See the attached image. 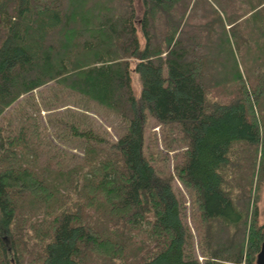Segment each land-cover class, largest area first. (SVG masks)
I'll use <instances>...</instances> for the list:
<instances>
[{
	"label": "trees",
	"instance_id": "1",
	"mask_svg": "<svg viewBox=\"0 0 264 264\" xmlns=\"http://www.w3.org/2000/svg\"><path fill=\"white\" fill-rule=\"evenodd\" d=\"M135 1L119 0L121 7L117 16L113 13L111 17H104L97 28H78L73 37L67 32L63 44L67 42L65 45L69 48L62 54L70 56L76 52L85 56L84 61L65 62L62 58L56 65L46 43L63 27L64 0H0V105L9 106L21 94L61 78L106 105H122L121 114L127 121L125 133L112 144L117 158L95 165L87 181H74V186L63 195L64 207L44 232L34 229V237L18 236L25 226L20 223L13 194L22 187L49 199V186L37 183L25 173L19 176L15 168L6 167L9 160H14L11 163L16 165L13 155L16 152L2 142L0 257L4 262L8 260L11 264V255L18 258L23 246L33 257L32 264H87L85 256L90 249H102L99 252L111 256L108 264H202L190 252V232L172 180L160 176L145 156L144 133L149 113L161 123L178 124L184 132L188 151L180 169L181 178L195 189L203 219L237 230L229 233V240H236L241 232L248 233L247 245L242 237L236 248L229 241L228 248L204 244V264H257L264 222L258 220V208L253 209L249 220L246 208L250 202L249 190L244 198L234 197L227 175L231 167L237 166L233 164V156L240 146L252 154L250 173L253 176L262 143L264 179V105L260 110L262 134L240 72V57L245 59L247 55L243 44L248 47L253 42L251 39L241 43L242 35L264 36V0L241 1L246 8L242 7L238 17L245 19V28L238 33L234 31L233 40L226 32L229 42L221 34L224 23H236V12L226 4L237 0H213L215 6L209 0H141V15ZM201 2L205 11L214 10L211 19L203 22L194 15ZM216 24L222 25L221 32ZM137 26L146 39L144 47L140 44ZM157 29L162 30L160 34ZM216 39L225 40L228 47L223 42L220 47ZM221 54L227 56L231 67L222 77L233 87L238 85V89H234L233 99L210 103L207 85L212 76L205 79L209 76L206 66L216 63ZM131 58L138 60L135 70L142 81L140 99L132 89ZM233 72L236 77L229 80ZM256 77L255 95L264 100V73ZM71 131L86 142L104 145L100 143L104 139L91 129L71 124ZM93 190L100 192L113 213H122L116 221L118 226L113 228L119 234L123 231L121 237L129 234L128 220L143 223L145 219L149 223L151 234L159 242L152 255L146 259H126L118 242L100 235L93 223L75 211L77 197ZM30 240L40 243V250H31Z\"/></svg>",
	"mask_w": 264,
	"mask_h": 264
},
{
	"label": "rangeland",
	"instance_id": "2",
	"mask_svg": "<svg viewBox=\"0 0 264 264\" xmlns=\"http://www.w3.org/2000/svg\"><path fill=\"white\" fill-rule=\"evenodd\" d=\"M209 1L214 5L213 0ZM241 1L237 0V3L226 4L232 11L236 12L234 18L236 23L232 24L233 26L226 22L224 23L225 29L222 31V25H215L220 32L222 31L221 36L226 35L227 42H229L228 36L231 39L234 31L237 30L238 33L245 28V19L238 17L241 13L240 10L244 7ZM64 3L66 16L63 27L60 26L62 28L54 34L50 43H46V47L49 48L47 51L52 52V56H55L53 63L56 65L62 58L65 62L72 61V59L75 62L84 61L85 56L76 52L70 56L62 54L69 48L65 45L67 42L63 44L67 32L70 37H73L76 36L78 28H97L99 21L103 20L104 17H111L113 13L117 16L121 7L119 0H64ZM141 3V0L134 2L139 15L142 14L143 10ZM203 3L198 4L194 12V15L201 19V22L211 19L214 11H205ZM193 4L194 1L191 5L193 6ZM137 27L140 44L144 47L146 39L140 31V26ZM161 31L157 29V33L160 34ZM249 35L250 33L243 34V38L240 40L241 43H246L251 39L253 41L248 47L243 44L244 53L247 55L244 57L245 59L240 57V72L249 90L246 97L250 99L257 113L256 116L263 134L260 110L264 105V100L255 95L254 88L257 82L256 76L264 73V36ZM186 39L191 40L189 37ZM222 42L228 47L225 40L216 39V44L220 43V47ZM212 46L214 49L215 42L212 43ZM226 59L227 56L221 54L217 57L216 63L206 66L209 76H206L205 79L212 76L207 85L210 103L218 100L229 101L235 96L234 89H238V85L233 87L222 77L231 68ZM137 61L134 58L129 59L132 89L135 97L140 99L142 81L135 70ZM235 77L236 74L233 72L229 80ZM76 83L78 85L79 81ZM122 107V105H106L89 94L79 92L61 78L51 80L31 92L21 94L9 106L0 105V145L5 142L6 148L14 149L16 152L13 154L16 156V165L11 163L14 160H9L5 163L6 167L15 168L14 171L19 176L25 173L37 183L43 186L46 183L49 186L47 188L49 199L24 190L22 187L17 188L13 194L20 223L25 226L22 232L18 233V236L26 234L34 237V229H37L39 233L44 232L48 224H51L55 219L56 214L64 207L65 198L63 195L69 187L74 186L73 182L87 181L91 177L90 171L95 165L117 158L112 144L117 142L127 128V121L121 114ZM147 115L144 153L160 176L172 180L173 188L182 205L184 222L190 232V252L197 255L201 263L204 264L203 250H206L203 249L204 244L210 243V245L228 248L227 242L229 241L234 243V248H236L244 237L246 239L245 245H247L248 233L241 232L236 240L233 238L229 240V233H235L237 230L223 226L218 222H207L203 219L195 189L188 186L181 178L180 169L188 151V140L181 127L176 123H161L151 114L148 113ZM71 124H75L80 129L93 130L104 139L105 142H100L104 145H95L93 142H86L73 135ZM262 148V143H260L255 173L252 176L250 173L252 154L248 151L245 152V147L237 146L238 151L236 150L233 156V164L237 166L230 169L228 167L229 175H227L234 197L238 195L244 198L249 190L250 202L246 207L249 211V220H252L253 209L258 208L260 223L264 222ZM9 154L12 152L9 151ZM8 163L12 165L9 166ZM240 165H242L244 173L243 169L238 167ZM51 187H54L55 190L50 189ZM77 199L79 205L75 204V211L80 213L85 221L93 223L100 235L111 238L113 242H118V246L123 249L122 254L126 259L133 260L132 258L135 259L136 257H138L137 259H146L156 251L159 242L155 235L151 234L153 232L145 219L143 223H139L136 219L133 222L128 220L127 230L129 234L123 238L121 237L122 230L119 234V231L113 229L118 226L117 219L122 213H113L112 206L103 201L100 192L95 190L92 192L84 191ZM127 217L130 216L127 215ZM249 228L247 226V232ZM34 243L35 245L39 244V246H35ZM29 244L31 250H40V243L30 240ZM99 251L103 250L100 249ZM99 251L90 249L87 252V256H85L87 264H108L110 262L111 256ZM10 258L13 259L11 264H32L34 261L29 251L23 246L20 248L18 258H13V255ZM0 264H9V262L8 260L4 262L0 257Z\"/></svg>",
	"mask_w": 264,
	"mask_h": 264
},
{
	"label": "water",
	"instance_id": "3",
	"mask_svg": "<svg viewBox=\"0 0 264 264\" xmlns=\"http://www.w3.org/2000/svg\"><path fill=\"white\" fill-rule=\"evenodd\" d=\"M257 264H264V239L262 242L261 249H260L258 256H257Z\"/></svg>",
	"mask_w": 264,
	"mask_h": 264
}]
</instances>
